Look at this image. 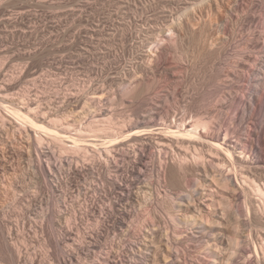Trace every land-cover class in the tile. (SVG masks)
I'll return each instance as SVG.
<instances>
[{
  "label": "bare ground",
  "instance_id": "obj_1",
  "mask_svg": "<svg viewBox=\"0 0 264 264\" xmlns=\"http://www.w3.org/2000/svg\"><path fill=\"white\" fill-rule=\"evenodd\" d=\"M203 1L205 0H165L162 7H160L161 10L158 12L159 14L157 13L152 19L148 18L149 21L147 19V21L140 26L139 34L146 33L150 35L149 39L145 40L148 42L143 43V45L149 48L142 54L141 60L131 65V68L129 67L124 74L114 76L115 79L111 78L113 82L116 81L115 83L119 86L118 88L121 89L122 97L119 99L121 100L119 104L122 103L124 105L129 103V107H127L132 108L133 111L131 115H127L123 120L120 119V122H116L117 117L120 116H116L118 113H111L108 107L105 108V106L109 104H111L110 106L116 103L118 104L114 96L117 92L120 93V91L113 89L115 92L112 93V89H106V87L102 88V85L95 88L92 82L94 79L88 78L83 80L82 78V80H75L74 86L77 93H68L71 96L74 95L77 97L79 102L84 101V105H94L93 108H95L92 114L89 115L90 117H85V121H82V123H80V121L78 125L71 123L74 119H72V121L66 120V122L63 118L56 115V109L54 106L52 107V105H54L53 102H51L52 100L48 99L45 102V99H41L43 93L42 96L37 94V88L39 87L38 82L41 81L44 83V81L48 80L47 78H37L38 75L30 74L31 72L29 71L31 70L27 69V79H30L27 81L29 85H27L26 90H23L17 97L9 93L14 78L4 82L2 81L4 85H0V124L1 127L4 128L8 123L11 124V127L16 129L13 133L16 132V134L23 135L22 138L26 137V140L27 137L29 139L33 138V141L31 140L32 142L30 141V144H28L31 147H33L32 145H36L37 155H31V153H29V155L27 154V159L29 161L28 168L30 171L34 174L37 172L42 173L43 176H45V180L52 176L54 177V181H62V183H65V186L70 184L69 180H71L70 176H72V173H86V171H88L91 177H93V180H90L91 182L86 184L87 189H85L87 192L84 195L85 201L82 202V205H79L81 201L78 203V200L75 199L77 197H75L72 201L73 204L71 203L69 206H66V209L70 210L68 215L73 219L74 222L71 223L73 225L62 228L60 233L55 236V245L58 249L64 245H69L73 237H76L75 249H69L64 251V253L62 251L63 256L60 259L62 264H71L72 260H75V258H77L76 260L78 264H80V257L85 253L86 248H88V250L89 248L93 250L97 248L101 249L102 252L106 250L111 252L113 248L116 247L122 248V250L118 254L119 258H121L115 264H123V262L126 264H151L153 253L159 251L162 253H158V255L160 254L161 257L163 255L164 258L162 261H159L157 260V256L154 255L156 261L153 264H188V261L191 259H188L186 254H182L180 248L177 249L174 246H176L178 241L180 243L182 239H180L182 236L179 237V235L184 234L185 237L194 238L198 233H204V236L208 239V246H205L203 250L209 257L215 258L211 264H264V234L259 236L257 241H254V237H252L251 234L253 227L261 228L264 233V158L261 157L262 155L260 156L261 147L264 146V127L259 129L256 123L258 119L257 116L261 113L264 115V57H260L261 53H264V0H250L247 6L243 4L244 0H214L213 2L208 0L207 15L210 14L211 17H213L211 18L213 19L211 20V24L213 22L216 23L222 36H219L220 38L215 42L216 44L214 45L216 46L213 45L214 41L210 44V41L208 40V42L206 40L210 45L206 43L203 48L207 54L206 56H208L209 60L211 59L210 63H212V67L217 71L216 78H214L213 75H211L213 78H206V81L208 80L206 85L208 87L213 86L215 83L218 84L217 81L219 80H221L222 83L213 91L203 93L197 92L199 94V96L197 95L199 99L195 94V97H189L190 105L197 102V104H202L204 108H208L206 110L208 112L206 116L204 114H197L198 112L196 115L190 116V118L179 117L178 113L173 114V116L170 115L169 113L172 111L168 113L162 106L163 96L161 95V86L159 83H156L158 77H165V79L173 85L175 81L173 78L175 77V69L170 65L172 61L170 62V59L168 60L166 58L168 55L167 52H170L171 47L176 50L180 48L179 43L180 40L183 39H181V37L183 36L185 23H183L180 18L187 15L193 6L204 3ZM117 3L123 10L124 18L129 20L128 22L123 21L118 27L108 30L104 22L93 23V21L89 24L88 22L90 20L88 19L89 21L87 23L89 25H85L82 22L83 16L80 15L78 19L80 24H77L78 27L75 24L78 28V34L84 33L83 35L91 42V46L95 47L96 44L101 46L103 43L110 47L109 52L108 50L103 52L95 50L104 57L107 53H110L111 47L115 46L118 33L127 31L130 23L135 17L134 15L138 12H142L144 8V6L140 7L141 3L135 5L129 1L123 0H117ZM206 8L205 10L198 9L201 11L200 15L206 13ZM183 14L185 15L182 16ZM198 17L199 16H195V18L188 17V21H186L187 25L193 23V20L198 19ZM230 21L235 25V33L233 31L234 29L232 30L229 25ZM208 23L206 22V26ZM211 24L210 27L212 26ZM214 25L213 23V27ZM77 28L74 27V30H77ZM237 31L240 33L244 32V34H247L245 33L247 31L249 32L248 36L246 35L247 38L245 37V44L243 42V44L246 45V48H244L245 50L247 49L248 52L245 50L236 51L233 57L234 59L228 63L227 60L231 58L227 59V57L230 55H228V53L232 48L233 41L236 39L235 41L238 43V40H240L237 39L238 34L235 37ZM206 36L207 34L204 39L208 38V36ZM121 43L124 48H127V39L125 37ZM239 44H241L240 41ZM236 45L235 47H237ZM80 46L77 49L78 57L81 58L83 55L89 56L91 51L93 54L91 48L87 47V49L85 47L86 49H83L81 48L82 46ZM114 49L115 48H112V50ZM257 54L260 55L257 56ZM225 59L228 63L225 64L230 67L229 69H221L224 67L223 62L225 61L223 60ZM103 82H105V79ZM103 82L102 84H105ZM43 83L41 84L43 85ZM163 85L164 84H162V86ZM47 87H49V85ZM169 87L170 86H168V88ZM158 90H160V92ZM240 90L242 92L239 93ZM34 92H36V94H34ZM185 93L188 94V91ZM109 96H113V98L111 97V100H107ZM168 96H171V94ZM184 96L185 95H183V98ZM105 100H107V102H105ZM218 106L222 108V111L221 108H219V116H213L215 119H218L215 121L213 117L210 116L215 112L213 107L218 108ZM191 107L193 108L194 106ZM224 110L231 112V114L229 113L230 115L226 114L228 117L225 115L227 118H225V116L222 117L225 113L223 112ZM77 114H79V112ZM66 118H68V116ZM226 123H229V125L227 124L228 127H226ZM246 127H248V133L245 138L242 132ZM7 130L8 129H6V132ZM25 148L27 149V147ZM125 151L127 152L126 154H128V158H131L129 154L130 156L131 153L133 154V160L131 159L132 161H130L131 166H126V168L124 164H121L122 166L119 164L120 161L118 159L122 156L121 153ZM262 152L263 151H261V153ZM122 159L124 161L123 157ZM88 172L86 175H88ZM121 172L127 175H120ZM192 176L195 177V179H190ZM48 182H46V185L50 184ZM9 183L8 185L11 186L12 189L17 185L16 182H12V180ZM17 183L19 184L20 182ZM46 187L48 188V186ZM54 187L56 189L57 186L54 184ZM54 187H52V190ZM166 188L177 190L181 193L179 197L177 196V200H173V198L176 199L175 197H169L167 193L169 191L164 190ZM116 190L122 193H118V197L111 198V195ZM50 192L52 191L50 190ZM90 193L94 195L89 199ZM78 194L80 195V192ZM99 194L100 196H98ZM172 194L173 193H171V195ZM65 195L67 196L68 194L66 193ZM103 195H107V197L110 196L111 199L110 202H108L110 203L108 207L114 209L118 208V215L110 213L112 216L108 214L109 216L106 217L107 214H104L105 210H107L105 207L106 205L104 204L105 208L99 205V198L102 199ZM107 199L109 200V198ZM239 199L242 201V204H240L242 206L241 209L238 206H234L236 205L234 202H239ZM104 202L105 201H103V203ZM136 204L147 207V209L146 207H144V209L148 210L149 214L147 211L144 214H148L149 216H145L149 218L147 219L145 217L146 220L141 218L146 223L144 224L143 222L142 226L140 222V225L137 226H141V228L137 227L138 229H133L132 224L134 221H138V214H136L134 208ZM75 205H77L78 208H76ZM84 208L85 211L83 213ZM27 209L28 215H32L33 212L29 205ZM164 209L165 211L167 209V213L171 215H169V218H166L168 223L176 229L173 233H170L171 231H169V229L167 233L165 232L166 245L164 248L155 247L156 243L154 239L156 237L158 238L161 233L160 229L155 228L156 222L158 217L161 219L164 218L162 216L165 212ZM173 209L179 212L181 218L177 217L175 212L171 211V214L170 210ZM177 211L176 213H178ZM60 212L63 214L62 210ZM80 212L82 214L81 222H84L88 218L95 217V215L99 213L100 222L98 224H101V227H104L105 230L102 232L99 231L102 230L101 227L96 228L98 229H95L96 231H93L92 228H90L89 231L82 230L79 226L81 223H78ZM44 215L45 218L49 216L47 213ZM51 215H53V213ZM243 215L245 219L242 222L240 217ZM140 216L138 217L140 218ZM59 217L61 218V216ZM95 219L97 220V218ZM166 219L164 222L167 221ZM45 222H31L32 225L30 227L33 233H35V236L43 231ZM166 223L167 222H165V224ZM180 225H183V231H181L182 227ZM224 225H226V228ZM242 225L243 228L245 227L243 229L244 232L250 230V234L247 236L249 238L248 241L243 240V242L246 241L245 243L248 246L246 249H250L249 251L244 249L243 245L240 246V238L243 234L241 229ZM177 228H180V230ZM224 228L230 230L232 236H228L229 238L224 237ZM112 230L116 232L122 231V235L125 236L124 239L133 233L136 235V238L132 242H130V239L125 242L114 240L110 244L105 243V245L102 244L101 246L104 236L102 233L105 235L107 234V238H109ZM6 231L3 240L4 249H2L5 252V256L10 258V260L12 259L13 264H35L38 258H42V256L37 253L27 252V225L24 224L19 226L17 224L14 228H8ZM13 232H15V234L17 233V239L13 237ZM162 233L164 235L163 231ZM94 235L97 236L96 241H86L87 236L91 238L94 237ZM145 235L152 236L153 241H151L154 245L139 252L137 248L140 247ZM149 236H146V239ZM244 236L246 235L243 234V237ZM208 242H211L212 245L210 244L209 246ZM227 242L229 245V253L226 254V252L224 253L220 250V247L222 249ZM203 257H205V255ZM117 258L118 256L116 259ZM194 260L195 259H193V261L191 260L193 264H199ZM242 260L243 262H241ZM104 262L110 263V259L109 261L106 259Z\"/></svg>",
  "mask_w": 264,
  "mask_h": 264
},
{
  "label": "rangeland",
  "instance_id": "obj_2",
  "mask_svg": "<svg viewBox=\"0 0 264 264\" xmlns=\"http://www.w3.org/2000/svg\"><path fill=\"white\" fill-rule=\"evenodd\" d=\"M123 1H129L135 5L141 3L140 7L144 6L145 9L143 8L142 12H138L136 15H134L135 17L133 18L132 22L130 23L129 29H127V31H125V32L121 31L118 33V35L116 36V40H115V42H116L115 46L111 47L110 53L109 54L107 53V55L104 57L103 55L97 53V51L103 52V51L108 50V52H109L110 47H108V45H104L103 43L101 46H99L98 44H96L95 47L91 46L92 45L91 42H89L88 38L85 35H83L84 33L78 34L77 24L78 25L80 24L78 19H79L80 15L83 16L82 22L85 25L88 23L90 24L93 21H94L93 23L104 22V23H106L105 25L107 26L106 28L108 30L115 28V27H118L120 25V23H122L123 21L128 22L129 20L127 18H124V16H123L124 14L122 12L123 10L120 8L119 4L117 3V0H0V79H1L0 85H4L3 84L4 81L9 80L11 78H14L13 84L11 85V90L9 91V93L13 94L17 97V95L21 94V92L23 90H26L27 85H29L27 83V81L30 80V79H27V75H28L27 69L28 70L30 69L31 70V71H29V72H31L30 74L38 75L37 78H47L48 79V80L44 81V83L40 81L41 83H43V85L40 82H38L39 87L37 88V90H38L37 94L39 96H42V93H43V96L41 97V99L42 98L45 99V102L48 99L52 100L51 102H53V104H54V105H52V107L53 106L55 107L56 111L55 110L54 111H55L56 115H58L60 118H63L65 121L66 120L72 121V119H74L73 122H71V123L78 125V123L80 121H81L80 123H82V121H85V119H86L85 117L89 118L90 117L89 115L92 114V112L95 110V108H93L94 105L93 106L92 105L91 106L90 105H84V101L79 102L77 100L78 99L77 97H75L74 95L71 96L68 93L72 92L75 94V92L77 91V90H75L76 88L74 86L75 80H78V79L82 80V78H83V80H85V79L90 78L92 80L94 79L92 82H93V85H95V88L97 86L102 85V88L106 87V89H112V91H113V89L120 91V93L117 92V94L114 96V98L116 97L118 104L117 103L113 104V106H110L111 104H109V105L105 106V108L108 107V109L111 110V113H115V114L118 113L116 116L120 115L117 117L116 122L119 121L120 119L123 120L125 117H127V115L128 116L131 115L133 113V111H132V108H128L129 103H127L128 105L127 104L123 105L122 103L119 104V101L121 102V100H119V99L122 97L121 89L118 88L119 86H117V84L115 83L116 81L114 80L115 82H113L112 80L115 79L114 76H116L118 74H121V75L124 74L127 71V69H129V67L131 65H133L137 61H140L141 57L143 56L142 54H144L147 51L146 49L149 48V47H146L145 45H143V43L148 42L145 40L149 39L150 35H148L146 33L145 34H139V28H141L140 26H142V24L145 21H147L148 18L152 19L155 15H157V13L161 10L160 7H162V4L165 0H123ZM209 1L213 2L214 0H209ZM249 1L250 0H244L243 4L247 6V4H249ZM203 2L204 3L201 2L202 4L199 3L197 6H193L190 9L191 12L189 10L190 14L188 13L187 15H185L186 14L185 13L182 15V16L185 15L186 17L184 16L183 18L182 17L180 18L181 21L183 23L184 22L185 23H184V28H183V36L181 37V39L182 38L183 39L180 40V43H179V46H180V48L178 49L179 51L176 49H173L171 47L170 52L169 53L167 52L168 55L166 54L167 55L166 58L168 60L170 59L169 60L170 62L172 61L170 63L171 67L176 70V71L174 70L175 77H173V78L175 81L173 82V85L170 84L171 82L167 81L165 79V77H160V78L158 77V79H156V83H159V85L161 86L160 90L163 91V92L161 91V93H162L161 95L163 96L162 97V99H163L162 106H163V108H165L166 112L169 113L172 111L171 113H169L172 116H173V114L178 113L179 117L190 118V116L192 117L194 114L196 115L197 112H198L197 114H201V115L204 114L206 116V114L208 113L206 110L208 108L207 107L204 108V106H202V104L199 103L201 105L200 106L199 104H197V102L196 103L194 102L193 105H190L189 97L190 96L195 97V95L197 97V95L199 96L198 93L213 91L216 87L218 88L220 86V84L222 83L221 80H219V81H217L218 84L215 83L213 86L208 87L206 85L208 83V80L206 81V78L207 79H209L210 77L216 78L217 71L212 67V63H210L211 59L209 60L208 56H206L207 54L205 53V50L203 48L205 47V44L208 43L209 41H210V44L212 41H214L213 45L216 44L215 42L218 40V38H220L222 36V34L219 31L215 22H213L215 24L214 27H213V23L211 24V20H213L211 18H213V17H211L210 14L207 15L208 0H205ZM205 8H206V13H204V14L202 13L203 15H200L201 11L198 9H201V10L204 9L205 10ZM195 16H199L201 19L198 17V19L193 20L194 21L193 23L187 25L186 21H188L187 20L188 17L189 18L190 17L195 18ZM149 19H148V21H149ZM178 20H177V22H178ZM206 22L207 23L209 22L208 23L209 26L207 24L208 27L206 26ZM75 24L77 27L75 26ZM210 24L212 25L211 27H210ZM233 24L234 23L230 21L229 25L232 28V30L235 28V25H233ZM193 26H195V27H193ZM74 27L77 28V30L76 29L74 30ZM235 29L233 30L234 33L236 31ZM216 32H218V33H216ZM208 33L211 36V38L208 35ZM242 33L244 34V32H242ZM242 33L237 31L235 34V37L238 34V36L240 38L237 36V39H240V40H238V43H237V41H235L236 40L235 39L233 41V45L231 46L232 48L231 47H230L231 49L229 48L231 52L229 51L228 55L229 54L230 55L227 57V59H229V58H231V59H229L230 61L227 60L228 63L234 59L233 57H234L236 51L239 52V51L245 50V48H246V45H244V44H245V40L247 38L246 35L248 36L249 32L248 31L245 32L247 34H244V35ZM206 34H207L208 38L204 39ZM239 34H241V35H239ZM124 37L127 39V44H126L127 48L125 47L126 49L124 48L123 44L121 43ZM241 39H242V41H241ZM206 40L207 41L209 40V41L207 42ZM239 41L241 44H243V42H244V44L243 45L239 44ZM234 42H235V44H234ZM238 44H239V46L240 45L241 46L239 47ZM235 45L238 48L235 47ZM79 46L83 49L85 47L91 48L93 50V54H92V51L90 54L91 58H90V55L89 56L83 55L81 58L78 57L77 56V49L79 48ZM214 46H216V45H214ZM112 48H115V49L112 50ZM95 50H97V51H95ZM245 51L248 52L247 49ZM29 53H31V54H29ZM176 53H177V55H176ZM181 53H183V54H181ZM258 55H260V54H257V56ZM263 55H264V53H261L260 57H264ZM105 58H106V60H105ZM171 58H172V60H171ZM223 61H225V62H223L224 67H222L221 69H229L230 67L228 65L226 66V64H228L226 62V59ZM206 67H208V68H206ZM211 75H213V77ZM150 76H153V75H150ZM72 78L74 79V81ZM111 78H113V79H111ZM150 78H157V77H150ZM104 79H105V82H103ZM69 82H71V83H69ZM102 82L105 84H102ZM179 82H180V85H179ZM175 83H177V84H175ZM59 84H61V85H59ZM162 84H164V85L162 86ZM174 84H175V86H174ZM48 85H49V87H47ZM164 86H165V88H164ZM168 86H170V87L168 88ZM53 88L56 90H54ZM175 88H176V90H175ZM193 88H195V89H193ZM46 89H47V91H46ZM160 90H158V91L160 92ZM42 91H44V92H42ZM55 91H57V92H55ZM187 91H188V94L185 93ZM190 91H191V93H190ZM65 92H66V94H65ZM114 92L115 91H113L112 93H114ZM194 92H196V93H194ZM240 92H242V91L240 90L239 93ZM34 94H36V92H34ZM61 94H62V96H61ZM167 94L168 95L171 94V96H168ZM177 94H179V95H177ZM186 94H187V97H186ZM66 95H68V96H66ZM183 95H185L184 98H183ZM111 97L113 98V96H109V99H107V100H111L112 99ZM66 98H68V99H66ZM197 98L199 99V97H197ZM247 98H248V96H247ZM67 100H68V102H67ZM107 100H105V102H107ZM56 101H57V103H56ZM186 101H188V102H186ZM62 102L64 105L62 104ZM80 103H82V104H80ZM188 103H189L190 107L194 106L193 108L191 107L192 110L190 109ZM183 104H184V106H183ZM85 106H87V107H85ZM64 107H66V108H64ZM83 108H85V109H83ZM188 108L190 109V111ZM197 108L199 111L197 110ZM209 108H211V107H209ZM213 108L212 109L215 112L210 117H213L215 115L217 116L218 112L220 111L219 108H221V107L218 106V108L217 107H213ZM71 110L73 113L71 112ZM128 110L129 111L131 110L132 112L131 111L129 112ZM221 111H222V108H221ZM78 112H79V114H77ZM119 112L121 114H123V113L124 114L121 115ZM223 112H225V113L223 114L222 117H224L226 114H228V115L231 114V112L228 110H224ZM228 115H226V116L228 117ZM67 116H68V118H66ZM207 116H209V115H207ZM226 116H225V118H227ZM257 118H258L257 122H256L258 124L257 127L260 129V128L264 127V115L261 113V114H259V116H257ZM213 119L216 121L217 118L215 119L213 117ZM74 121H76V122H74ZM227 124L229 125V123H226V125ZM228 125L226 127H228ZM0 127H1V124H0ZM1 128H0V131L3 130L4 132L3 131L0 132V152H1L0 153V158H1L0 159V264H13L12 259L10 260V258L5 256V252L3 251V249H4V241L3 240H4L5 232H7L6 230L8 228H11V227L14 228L17 224L19 226L24 225V224L27 225V252L37 253L38 255L42 256V258L40 257L36 260L35 264H62L60 261L61 257L63 256L62 251L64 253V251H67L69 249L74 248L76 246V244H75L76 243L75 242L76 237H73V239L69 242V245H67L68 247L71 246L70 248H68L66 245H64L63 247L58 249V248H56V245H55V243H56V237L55 236H57L60 233V230H62V228L67 227L68 225H73L71 223H73L74 221L68 215L69 214L68 212H70V210H67L66 206H69V204H71V203L73 204L72 201L74 200L75 197L78 198V199L75 198L76 200H78V203H79V201H81L79 205H82V202L85 201L84 195L87 192V190H86L87 185L86 184L91 182L93 180V177H91V174H89L88 171H86V173H84V172L83 173L77 172L78 174L72 173V176H70L71 180H69L70 184L66 185L67 187L65 186L64 182H63L64 184L62 183V181H60V182L54 181V177H52V176L48 177L46 179L47 180L46 181L44 179L45 176H43L42 173L37 172L36 174H34L28 168L29 167L28 166L29 161L27 159V156L29 155V153H31V155L32 154L35 156L37 155L36 145H32L33 147H31L29 145L30 144L29 142L31 140L33 141V138L29 139L27 137V140H28L27 141L26 137L22 138L23 135L21 136L19 134H16V132L13 133V131H15L16 129L11 127V124H9V123L5 127L6 129H8L7 132H6V129L4 127H1ZM242 133L244 134L243 137L246 138L247 133H248V127H246ZM1 135H3V136H1ZM20 146H21V148H20ZM25 147H27V149ZM262 147H261V151H263V152L261 153V151H260V156L262 155L261 157L264 158V146H262ZM29 150H30V152H29ZM32 150H33V152H32ZM3 151H4V153H3ZM20 151L22 152V154ZM126 153H127L126 151L122 152L121 153L122 156H120L118 158L120 161L119 164L120 165L124 164L125 168H126V166L127 167L129 165L131 166L130 161L133 160L132 159L133 154L131 153V156L129 154V157H131V158H128L127 157L128 154H126ZM122 157L124 158V161H123ZM82 164H84V163H82ZM87 172H88V175H86ZM120 175L126 176L127 174L121 172ZM191 178L195 179V177H193V176L190 177V179ZM11 180H12V182H16V184H17V185L15 184L16 187L14 189H12L11 186L8 185V183ZM17 182H20V183L18 184ZM46 182H48L50 184L46 185ZM52 182H55V183H52ZM58 182H59V184H58ZM54 184L58 188L56 187V189H55ZM49 185H52V186H49ZM17 186H18V188H17ZM21 186H23V187H21ZM46 186H48V188L50 187L51 189L50 188L49 189L52 192H50V190ZM52 187H54L53 190H52ZM164 190L169 191L167 193H168L170 198L171 197L176 198V199L173 198V200H177V198L179 197V194H181L179 191L172 190L170 188H166ZM170 191H171V193H173L172 195H171ZM64 192H65V194L67 193L68 195L66 196L64 194ZM79 192H80V195L78 194ZM81 192H82V194H81ZM115 192L111 195V198L118 197V193L119 194L122 193L121 191L118 192V190H116ZM90 194L91 195H89V199L91 196L94 195L93 193H90ZM98 196H100V194ZM107 198H109V200ZM111 198H110V196L107 197V195L102 196L103 200L99 198L100 207L103 206L102 208H105V207L107 208V210H105V213H104L105 215L107 214L106 217L109 215L112 216L111 214L118 215V212H119L118 208L114 209V208L108 207L109 206L108 204H110L108 202H110ZM103 201H105V202L103 203ZM64 202H68V203H64ZM104 204L106 205L105 207H104ZM234 204H236V205H234L235 207L238 206L241 209L242 206L240 204H242V201L240 199H239V202H236V203L234 202ZM28 205L31 207V211L34 213V214L32 213L33 216L30 215L31 218L28 215V209H27ZM60 205H62V206H60ZM75 206H76V208H78L77 205H75ZM140 206H142V207H140ZM144 207H146V206L138 205V204L135 205L134 208L136 210V214H138L137 215L138 221L136 219L137 222L134 221V223L132 224L133 229H136L137 227L141 228V226H137V225H140L139 224L140 222H141V225L143 224V222L145 224L146 222L143 220H146V218L147 219L149 218L148 217L149 216L148 210H146L147 207H146V209H144ZM167 209H166V211L164 209L165 212L162 215L165 219L169 218V215H170L167 213ZM61 210L63 211V214H62V212H60ZM58 211H59V213H58ZM84 211H85V208L83 209V213H84ZM146 211L148 214H144V213H146ZM171 211L175 212L177 217L181 218L180 217L181 215H179V212L177 210L173 209V210H170V212ZM176 211L178 213H176ZM172 212H171V214H172ZM26 213H27V215H26ZM43 213L44 214L47 213V215H49V216L47 218H45L44 217L45 215ZM52 213H53V215H51ZM58 214H62V215H58ZM98 214H96L95 217H91L90 219L88 218L84 222H81L82 214L80 212L79 216H78V218H80L78 223H81L79 225L80 228L84 231H89L90 228H92L93 231L98 230L96 228L101 227V224L100 225L98 224L100 222ZM142 214H144V215H142ZM64 215L65 216L68 215V216H66L68 218H66ZM145 215H148V216H145ZM167 215H168V217H167ZM59 216H61V218ZM138 216H140V218ZM242 217H240L241 219L240 218L239 219L243 222L245 219L244 215ZM53 218H55V219H53ZM95 218H97V220L98 219L99 220L97 221ZM141 218H143V220ZM164 218H162V219H164ZM45 219H47V220H45ZM139 219H140V221H139ZM162 219L160 217L157 218L155 228L160 229L161 233L159 234L158 238L156 237L154 240L156 243L155 247H163L164 248V246L166 245L165 232L167 233V230L169 229V231H171L170 233H173V232H175L176 228L172 227V225H170L168 223L167 219H166L167 221H165V222H167L166 224L164 222L165 219L164 220H162ZM43 220H45L46 222ZM33 221L38 222V223L39 222L40 223L45 222L43 231L39 232L38 233L39 235H37V236H35V233H33L32 229L30 227L32 225L31 222H33ZM109 224H111V223H109ZM224 227L226 228V225H224ZM101 228H102V230H99V231L102 232L105 230L104 227H101ZM225 228L223 229V231L225 232L224 237L229 238L228 236H232L231 232H230V230L225 229ZM244 228L242 225L241 229L243 231V234L246 236L243 237V234H242V237L240 238V240H241L240 246L243 245V248L246 249V247H248V246L246 245L245 242L248 241V239H249L247 236L250 234V230L245 229L246 231L244 232V230H243ZM56 229H57V231H56ZM177 229L180 230V228H177ZM182 229H183V227L181 228V231H183ZM54 231H55V233H54ZM162 231L164 232V235H163ZM12 234H13V237L15 239L18 238L17 233L15 234V232H13ZM122 234H123L122 231L116 232V231L112 230L109 238H107L108 235L107 234L105 235L102 233V235H104L106 238L103 236L101 246H102V244L105 245V243L110 244L114 240L125 242V241H129V239H130V242H132L136 238V235L133 233L132 235L128 236L127 237L128 239L126 238L127 239L126 240V239H124L125 236ZM251 234H252V237H254L253 238L254 241H257L258 237L262 236L264 233H263V230L261 228L253 227L251 230ZM146 236H149V235H145V238L142 241L140 247L137 248L139 252H141L142 250H146L148 247L154 245L152 243V241H153L152 236L147 237V239H146ZM180 236H182V237H180ZM196 236L194 238L190 237L191 239L193 238L191 240L190 238L185 237L184 234H181V235H179L180 239L182 238L180 243L178 241V243H176V246H174V245L173 246L176 247L177 249L180 248V250L182 251V254H186L188 256V259H191L192 261H193V259H195L194 261H196L199 264H201V263L202 264H211L215 260V258L209 257L207 255V253H205V251L203 250V248L205 249V246H208L207 245L208 239L204 236V233H198ZM52 237H53L54 241H53ZM183 238H184V240H183ZM92 240H93V242L96 241L97 236L94 235V237H91V238H90V236H87V238H86L87 242H91ZM243 240H246V241L243 242ZM211 242H213V241H211ZM211 242L210 243L208 242L209 246H210ZM177 244H179V245H177ZM226 244H225V246L222 247V249L220 247V250H222L224 253L226 252V254H227V253H229V245H228V242ZM116 248H113V250L111 252H108L106 250L105 251L106 253L102 252L101 249L94 248V250H93L92 248H89V250H88V248H86L87 251L85 250V253H83L81 255V257H80L81 259L79 260V263L81 262L80 264H111V263L115 264L121 258V257L119 258L118 254L122 250V248H119V247L117 249ZM246 250L249 251L250 249H246ZM203 251H204V253H203ZM125 252H127V251H125ZM158 253H160V251L156 252V253L154 252L153 254L157 256V260L162 261L164 258L163 255H162V257L160 255L162 252L159 255H158ZM106 254L109 256H107ZM154 255H152L151 264H153L156 261L155 260L156 257H154ZM204 255H205V257H203ZM117 256H118V258L116 259ZM158 256H159V258H158ZM105 258L108 261L110 259V263L104 262L106 260ZM199 258H201V259H199ZM76 259L77 258H75V260H72L71 264H73V263L78 264ZM198 259L200 262L198 261ZM209 259H211V260H209ZM191 260H189L190 262L188 261V264H193ZM241 262H243V260ZM123 264H126V263L123 262Z\"/></svg>",
  "mask_w": 264,
  "mask_h": 264
}]
</instances>
